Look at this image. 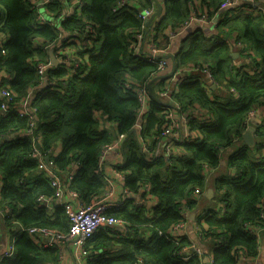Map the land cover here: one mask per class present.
<instances>
[{
	"label": "trees",
	"instance_id": "1",
	"mask_svg": "<svg viewBox=\"0 0 264 264\" xmlns=\"http://www.w3.org/2000/svg\"><path fill=\"white\" fill-rule=\"evenodd\" d=\"M120 1L52 0L45 4L44 11L54 20L62 17L60 27L42 21L39 9L32 8V0H0V36H6L0 44L1 80L16 94L12 101L0 97V211L12 236V254L0 252V264L61 263L58 248L38 245L28 234L32 227L66 231L69 226L62 206L55 208L54 216L37 206L40 195L55 193L49 178L38 174L39 164L42 160L46 164L53 161L49 165L58 176L78 164L73 179L64 182L86 204L100 198L107 186L101 155L113 142V133L102 129L104 120L115 124L119 135H124V158L119 168L126 172L125 188L138 192L147 184V192L157 198V204L149 209L128 198L110 208L109 214L126 220L130 233L117 236L111 228L99 229L85 244L87 264H199V256H189L183 250L185 239H176L171 230L182 219L181 207L195 206L196 201L190 198L193 192L210 185L204 164L219 166L224 150L227 168L235 172L228 170L213 179L212 185L225 205L224 214L206 210L203 233L220 241L213 252L215 264H237L240 252L250 257L258 254V236L247 226L264 228L260 216L264 121L256 128L255 146L249 147L243 141V133L253 108L264 106V17L238 11L217 23L215 36L199 26L185 35L175 55L176 69L193 66L205 70L209 65L216 87L226 92L216 91L212 98L213 89L205 87L202 76L186 75L178 90L172 89L180 110L199 104L215 121L190 119V128L201 136L182 142L186 154L174 159L160 154L149 159L137 137L133 133L127 137L137 123L140 102L122 83L129 79L147 87L158 72V63L137 55L133 43L136 34L144 32V21L137 16L139 9L154 3ZM193 1L163 0L164 11L151 35L159 47L170 45L165 33L169 27H182L188 21ZM199 1L214 17L219 15L224 0ZM234 32L237 42L252 51L242 50L241 64L230 54L228 39ZM64 33L75 40H62ZM59 41L74 52L79 65L76 69L73 62L72 69L49 67L47 74L53 84L44 86L36 65L50 59L46 48ZM159 82L161 86L166 84V80ZM30 88H35L31 99L36 108L33 122L18 115L13 105L28 98ZM149 99L140 135L155 140L167 123L166 111L174 106L159 104L151 96ZM3 103L10 105L6 112ZM59 142L61 152L54 156V145ZM229 149L232 151H226Z\"/></svg>",
	"mask_w": 264,
	"mask_h": 264
},
{
	"label": "built area",
	"instance_id": "2",
	"mask_svg": "<svg viewBox=\"0 0 264 264\" xmlns=\"http://www.w3.org/2000/svg\"><path fill=\"white\" fill-rule=\"evenodd\" d=\"M32 1H33L32 8L39 9V18L42 21L56 23V20H54L53 17L48 20L43 14V11L47 10L45 4L51 2L52 0H32ZM75 1H79V0H75ZM125 2L126 0L120 1L121 4ZM263 2L264 0H224L221 3L219 15H215L214 17H210L208 15L207 13L208 10H206V8L200 12L197 10L194 4H192L188 21L182 27H178V28L169 27L165 31V33L167 34L171 42L172 39L182 37L183 34L187 31V29L190 26H192L191 25L192 23H199L198 26H200L203 29L207 28L208 25L212 26L218 23L220 20L223 19L228 9H232L234 13L238 11H243L245 14L261 15L264 17ZM155 10L156 9L154 6L144 7V8L142 7L139 9L137 16L144 21V32H140L136 34L135 36L136 40L133 41V43L135 50H137L140 47V44L142 43L147 45V51L145 54H142V56L149 62L158 63V72L156 75H161V74H166L171 70L173 66V61L172 59H170L168 56L165 55L166 52H163L164 50H162V48H160L157 45L153 36H151L149 40L147 38V33L149 34V32H146V21L155 12ZM234 13H232V15ZM227 17H230V15L227 14ZM60 20L62 22L63 18L61 17ZM208 35L215 36L216 33L210 32L208 33ZM65 38H70V41L75 40V38H73L71 34L64 33L62 40H64ZM62 44L63 41H59L57 44L47 47L46 49L48 51L49 56H50L49 51L53 50L56 58L58 59L57 65L67 69H72L73 68L72 62H73L75 64L74 68L76 69L79 65L78 64L79 59L75 56L73 51L63 47ZM237 45L239 46L240 53L242 52V50L244 51V53L252 52L251 50H249L248 46L241 41H238ZM57 65L53 64L51 57L46 61H41L37 63L36 67L42 75L41 82L44 86L53 84L52 79L47 74V69L49 67L57 66ZM198 68L199 67L193 68V66H185L180 69H176L175 74L171 78L167 79L166 84L162 86V88L158 91L159 97L164 102H166L168 105L170 104L174 106L169 111H166L167 123L164 125L163 130L159 135L160 138L170 141L179 140L180 142L194 140L195 136H192L191 132L186 131L185 133H183L180 129V123H182L181 120L184 119L181 116L183 115V111L180 110L181 109L180 104L174 100L172 95L173 94L172 89L174 88L178 90L179 84L186 78V75H189L191 73V69L200 70ZM205 70H206V79L204 77H200V80L203 81L206 88H210L213 85H216V82L214 81V78L211 74L209 65L205 66ZM0 82H1L0 90L2 93L1 97L3 98V100L6 99L8 101H12L16 96V94L7 84H3V81L1 79ZM122 84L124 89L132 91L138 97V100L140 102V109H139L138 120L135 125V129L136 127L137 128L139 127L140 130H142V126H143L142 122L146 119L145 114L149 109L150 94L148 88L138 83H132L129 79L124 81ZM230 91L234 92L235 91L234 87H231ZM13 105L15 106V111L18 112V115L22 117H29L30 120L33 122V116L36 111V108H34L31 105V101L29 97L28 98L24 97L20 99V101L18 102L15 101ZM9 107H10L9 103L2 104V110L5 112L9 109ZM186 122H188V118H186ZM247 127H248V120L246 121V128ZM120 137L123 138L124 135L122 134L120 135ZM136 137L141 148L149 157H153V155H157V151H155L147 144L146 138L141 137L139 133ZM112 148H113L112 144L107 145L104 148L103 153L101 155V161L102 159L105 158L107 151L111 150ZM165 149L168 154L172 151L170 143L166 144ZM49 163L53 164V161H50ZM49 163L46 164L45 161L42 160L41 163L39 164V169L48 172V174L45 175L49 178L51 185L55 188V193L53 196L40 195L38 198L37 205L42 207L44 206L48 210L49 209L52 210L53 199L57 198L59 204H61L69 219V226L66 231H59L57 229L47 228V227H32L28 230V233L35 243L41 246H54L58 248V252L61 258H62V249H63L62 246L67 245L69 247V245L73 243L75 245L74 248L79 251L77 257L80 258L81 254L83 255L88 254L87 250L85 249V244L87 240L91 238L99 229L111 228L113 230H117L128 227L126 220H124L121 217L114 216L113 214H109L108 210L112 207H118L122 205L128 198H132L134 193L136 192H133L125 188L121 200L108 201L107 199L104 198H109L111 193L109 191L108 195L104 196V198H97L92 203L86 204L82 201L79 194L76 191L70 189L68 187V184L64 182L65 180L69 181L73 179V176L75 175L76 172H74L73 170L72 171L66 170L65 178L61 179L53 172V169L49 165ZM204 166L206 167L207 165L204 164ZM74 167L77 168L78 164H75ZM145 187L147 191H149L150 186L145 185ZM1 188H2V179L0 176V192H1ZM202 193L203 190L197 188L190 196V198L194 199L195 201H198ZM136 203L139 205L145 204L149 209H151L154 205L157 204V201L147 195V201L145 200L136 201ZM188 208L189 207L185 204L181 207L182 219L177 224H175V226H173L171 230V234L176 239L183 238V230L189 214ZM261 208L262 210L260 216L264 218V200L261 203ZM247 228L250 231H252L253 226L249 224ZM54 241L56 242L55 244L52 243ZM187 248L188 246L184 247L183 250H186ZM11 252H12V246L9 242L8 247H6V249L4 250V255H11L12 254Z\"/></svg>",
	"mask_w": 264,
	"mask_h": 264
},
{
	"label": "crops",
	"instance_id": "3",
	"mask_svg": "<svg viewBox=\"0 0 264 264\" xmlns=\"http://www.w3.org/2000/svg\"><path fill=\"white\" fill-rule=\"evenodd\" d=\"M158 1H160L162 4V12L159 16L154 18L153 24L159 20L160 16L162 15V13L164 11L163 0H158ZM193 4L197 8V10L200 12L205 9L203 7V4H201V2L199 0H194ZM153 6L156 9L155 3ZM206 10H207V8H206ZM232 13H234V11L232 9H228V11H226L223 18H226L227 14H229L231 16ZM219 19H220V17H219ZM56 23L58 24V26H61V20L60 19H58ZM153 24H152L150 32L147 36L148 40L151 38V35L154 33V25ZM191 25L192 26H190L187 29V31L183 34L182 37L172 39L171 40L172 44L167 45L165 47H163V45H162L160 47V48H162V50H164L163 52H166L165 53L166 56H168L169 54H175L176 55L182 46V41H183V38L185 37V35L187 33H189L190 31L194 30V28H196L199 25V23H192ZM217 26H218L217 23L212 25V26L208 25V27L205 28L204 30L207 34L210 32H214L217 34V28H218ZM5 37L6 36H0V44H1V42H3V40H5ZM229 37L230 38L228 39V42L230 44V54H233L232 56L236 60L237 64H241V63H243V59H242L241 54H240L239 46L237 45V39L235 36V32L233 33L232 36H229ZM146 51H147V45L142 43V44H140V47L136 50V54L137 55L145 54ZM194 75L195 76L196 75L202 76L206 79V70L201 71V70L191 69V76H194ZM0 79H1V73H0ZM159 83L160 82L157 81L156 83L154 82V84H153V86H155V94L156 93L158 94V91L162 88V86H161L162 84H159ZM34 89L35 88L30 89V92H31V95L29 96L30 99L33 97ZM211 89H213V92L211 94L212 98L216 97V95H215L216 91L218 92V94H223V92H226L225 88H220V87H216V86L215 87L212 86ZM181 116H182V118H184L183 120H181L182 123H180L181 131L183 133H185L186 131L191 132L192 136H195L194 139H198L201 136V133L197 130L190 128V125H188L190 122V119L196 118V120L200 119L203 121H210V122L212 120L215 121L214 118H211L208 110L203 108L199 104H193L192 106H190V108L187 111H183V115H181ZM186 118H188V122H186ZM100 119L104 120L103 117H100ZM263 121H264V106H262V105L256 106L250 112V116L248 119V127L249 126L256 127V123H258L260 125V124H262ZM145 122H146V119L142 122V124L144 125ZM101 125H102V129L106 128L111 133H113V142H112L113 148L111 150L107 151L105 158L102 159V168H103V170H104L103 172L106 176V183H107L106 185L107 186H106L104 192H102V194H100V198H104V196H107L108 192L110 191L111 193H110L109 198H104V199H107L108 201H118V200H121V198L123 197V193H124V189H125L124 183H125L126 172L119 168V165L122 164V161L124 158L123 153H122L123 148H122V150L120 149L121 145L122 144L124 145V142H123L124 138L120 137L119 133L117 132V128H116L115 124L110 123V122H106L104 120V122ZM142 128H143V126H142ZM136 129L135 128L133 129V130L138 131L137 133L136 132L133 133L134 136H137L138 133H139V135L141 134L140 128L136 127ZM256 139H257V137L255 135V140ZM146 140H147V144L151 148H153L155 151H157V155H153L154 158L161 154V155H164L166 157H169L171 155L169 157V159L170 158L174 159V158H178L180 155L186 154L185 149L182 145V142H180L179 140H171L170 141V140L162 139L160 137L158 139H155V140L146 138ZM243 141L245 142L244 139H243ZM167 143H170L171 149H172V151L169 154L166 152V149H165V146ZM118 147H119V150H117ZM61 149H62L61 143L60 142L56 143L54 145V148H53V155L57 156L61 152ZM142 151H143V149H142ZM226 151L231 152L232 149H229ZM147 157L149 159L153 158V157H149L148 155H147ZM166 160L168 162V159H166ZM227 164H228L227 163V154L225 153V150H224L222 152V157H221L219 166L213 167V166L206 164L207 166L203 167L204 173L206 174V177H207L206 179L208 180V182H209L208 184H210V185H208L207 187H205L203 189V193H202L200 199L195 202V206L193 208H188V210H189L188 219L185 223L184 230H183V238L187 242V246H188V248L185 251L189 256H193V255L199 256L202 264H204V258L206 256L209 257L208 261L210 264H215L214 260H213V252H214V248L216 247V244L219 243L220 241L218 239H214L211 236H207L203 233V228L206 226V222L203 219V216L205 215V211L208 209H215L216 212H218L220 216L224 214V206L225 205L221 202V198H220L221 193L218 192L214 188V186L212 185V181L217 175H220L221 173L227 172L228 170H229V172H235V169L227 168L228 167ZM70 168H72V169L69 171H72V170H74L75 167L71 166ZM76 172H77V169H76ZM38 174H40V175L46 174L47 175L48 172L45 170L38 169ZM58 177L59 178L61 177V179H64L65 178V171L62 172L61 175ZM145 185H147V184H144L138 192L134 193L132 199H134L135 201H142V200L147 201V195H148L149 197H151L157 201L156 197L149 195ZM209 189H212L213 191L211 192V191H209ZM263 200H264V195H263ZM0 201H1V192H0ZM57 206H61V204H59V201L57 198H54L52 210L51 209L48 210L44 206H43V208H46L48 210V212H50V214L54 216L55 208ZM115 231L118 232V233L116 232L117 236H123V234L128 235L130 233V231H128V227L124 228V229H117ZM252 232H255V234H257V236H258V254L254 257H250V256H246L243 252H240L238 255L239 261L237 264H264V228L259 227V228L255 229L253 227ZM0 234L2 236V239L0 242V252H3L6 249V247H8L12 236H11V232L9 231L7 225L5 224V219H3V214L1 213V211H0ZM29 237H30V235H29ZM52 243L55 244L56 242L54 241ZM74 247H75V245L73 243L70 244L69 247L67 245L62 246L63 249H62V258H61L60 264H87L88 261L85 258L86 255L81 254L80 258L77 257L78 256L77 254L79 251L77 249H75Z\"/></svg>",
	"mask_w": 264,
	"mask_h": 264
},
{
	"label": "water",
	"instance_id": "4",
	"mask_svg": "<svg viewBox=\"0 0 264 264\" xmlns=\"http://www.w3.org/2000/svg\"><path fill=\"white\" fill-rule=\"evenodd\" d=\"M153 2L156 4V10L155 12L147 19L146 21V32H149L151 27H152V24H153V21H154V18L159 16L162 12V4L160 1L158 0H153ZM50 53V56H51V59H52V62L53 64L57 65L58 64V59L56 58L55 54H54V51L53 50H50L49 51ZM233 55V54H231ZM168 57H170L173 61V66L171 68V70L166 73V74H161V75H157L155 77H153L147 84V88H148V91H149V94L150 96L156 100L159 104H162L164 106H167L168 104L166 102H164L159 96H157L154 92H153V84L154 82H157L159 80H167L169 78H171L175 72H176V60H175V54H169ZM216 85H213V87H215ZM2 96V93H1V90H0V97ZM259 124L256 123V127L254 126H249L247 127V129L245 130V132L243 133V139L245 140L246 144L249 146V147H253L255 146V131H256V128ZM137 131L136 130H133L132 132H130L128 134L127 137L130 136V134L134 133ZM11 136H14V134H12ZM123 148V144L121 145L120 149L122 150ZM117 150H119V148H117ZM209 191H213L212 189H209ZM209 257L206 256L204 258V264H210L209 261H208Z\"/></svg>",
	"mask_w": 264,
	"mask_h": 264
},
{
	"label": "rangeland",
	"instance_id": "5",
	"mask_svg": "<svg viewBox=\"0 0 264 264\" xmlns=\"http://www.w3.org/2000/svg\"><path fill=\"white\" fill-rule=\"evenodd\" d=\"M43 14H44V16L49 20L50 18H52L46 11H43ZM56 20V22H57V19H55ZM148 34V33H147ZM98 47H100L99 45H98ZM51 57V56H50ZM52 60V59H51ZM1 83V82H0ZM31 89V88H30ZM33 92V91H32ZM30 95H31V92H30ZM33 98V97H32ZM31 98V99H32ZM31 99H30V101H31ZM199 264H202V262H200Z\"/></svg>",
	"mask_w": 264,
	"mask_h": 264
},
{
	"label": "clouds",
	"instance_id": "6",
	"mask_svg": "<svg viewBox=\"0 0 264 264\" xmlns=\"http://www.w3.org/2000/svg\"><path fill=\"white\" fill-rule=\"evenodd\" d=\"M247 129V128H246Z\"/></svg>",
	"mask_w": 264,
	"mask_h": 264
}]
</instances>
